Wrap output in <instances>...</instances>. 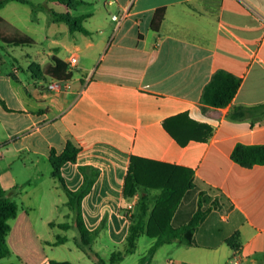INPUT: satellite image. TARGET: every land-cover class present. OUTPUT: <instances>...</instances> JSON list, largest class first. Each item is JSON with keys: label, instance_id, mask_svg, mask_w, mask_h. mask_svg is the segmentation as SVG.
Returning a JSON list of instances; mask_svg holds the SVG:
<instances>
[{"label": "crops", "instance_id": "0c3cea01", "mask_svg": "<svg viewBox=\"0 0 264 264\" xmlns=\"http://www.w3.org/2000/svg\"><path fill=\"white\" fill-rule=\"evenodd\" d=\"M87 1L72 11L90 16L85 25L93 22L86 26L91 35L73 34L64 42L52 37L48 51L29 56V82L21 73L0 71V182L20 212L28 211L47 254L42 264H100L101 252L93 248L99 240L126 243L141 198L124 197L132 156L192 172L193 188L173 211L175 227L194 219L202 194L210 197L194 245L175 240L143 264H155L160 254L162 264H264V165L243 167L232 158L238 145H264V109L240 113L264 104V0ZM86 6L92 9L81 12ZM161 8L165 17L156 31L152 24ZM54 57L68 64L69 80L44 73ZM221 71L241 79L227 108L203 101ZM55 81L61 82L57 90L50 88ZM167 120L182 139L198 135V123L213 134L183 146L165 128ZM69 140L81 147L77 162L62 167L70 189L84 183L80 166L101 170L83 200V216L91 231L106 225L86 248L79 239L70 246L76 217L50 161ZM56 230L64 243L57 244ZM64 247L71 258L58 253ZM137 249L138 242L132 254ZM13 257L25 264L15 254L7 258Z\"/></svg>", "mask_w": 264, "mask_h": 264}, {"label": "trees", "instance_id": "16d2710c", "mask_svg": "<svg viewBox=\"0 0 264 264\" xmlns=\"http://www.w3.org/2000/svg\"><path fill=\"white\" fill-rule=\"evenodd\" d=\"M10 1L34 5L29 0H0V11ZM51 1L61 3L71 11L88 4L87 0ZM52 16L55 22L67 24L72 32L78 31L91 35V32L85 26V21L90 17L89 15L77 17L71 15V13H60L52 10ZM164 17V8L156 11L152 24L154 30L158 31L160 29ZM0 40L9 47L34 45L36 43L34 38L15 29L2 16H0ZM44 73L61 81H67L72 77L68 71V64L57 57H54L53 64L44 69ZM240 86V78L224 71L218 72L206 87L203 101L216 108H227L237 95ZM263 109L264 104L254 108L241 109L240 113L243 115L248 111ZM164 126L183 146L191 140L208 141L213 134L211 126L198 123L199 134H190L186 139H182L170 128L169 120L164 122ZM80 150L81 147L78 144L69 140L64 153L57 155L56 152H53L50 161L54 168V176L57 177L69 197L68 204L76 217L77 228L81 235V245L86 248L92 246L104 229L106 222L103 221L96 230L91 231L87 227L83 216V200L93 190L101 175V170L94 166H80L84 183L78 190L70 189L62 175L63 165L67 162L76 163ZM232 158L243 167L264 165V145H238L232 154ZM185 173H188L186 174L188 178L185 177ZM192 175L191 171H187L182 167L132 156L125 180L124 197L125 199H131L141 193V198L137 215L130 217L129 234L126 239L127 248L124 252H116L112 255V264L122 261L126 255L134 253L137 242L142 235L156 239L155 244L149 250V256L142 260L143 263L148 257L154 255L161 246L175 240L185 245H194L196 228L207 213L208 209L204 204L209 203L210 197L202 194L201 208L188 225L175 227L172 223L175 206L185 193L193 188ZM151 205H153L152 209ZM11 220H16V223L11 225ZM60 227L69 229L70 225L69 223H63L60 224ZM66 239L65 237H59L57 244L64 243ZM13 254L23 260L25 264H42L47 260V254L37 238L28 211L20 212V205L3 188L0 182V259ZM49 264L72 263L49 260ZM100 264L107 263L101 259Z\"/></svg>", "mask_w": 264, "mask_h": 264}, {"label": "rangeland", "instance_id": "374dc122", "mask_svg": "<svg viewBox=\"0 0 264 264\" xmlns=\"http://www.w3.org/2000/svg\"><path fill=\"white\" fill-rule=\"evenodd\" d=\"M29 1L34 5L24 4L18 1H10L0 11V16H2L15 29L31 36L36 41L34 45L9 47L4 45L0 40V71H9L14 76H17L19 73H21L24 80L27 82H29L32 77L30 72L31 60L29 59V56H36L39 52L45 53L48 51L52 46V37L58 38V40L64 42L67 39H72L73 34L77 36L81 35V32L78 31L70 32L65 30V27H68L67 24L55 22L52 16V10L60 13H71L73 16L78 15L77 11H71L67 6L51 0ZM90 9H92L91 6H86L80 8V11L83 12ZM92 23L93 22H90L85 26L91 27L93 26ZM64 210L65 209L62 207L61 211ZM56 231L57 233L54 235L55 239L58 238L56 234L61 233L58 230ZM69 235L71 240L70 246L72 248L76 245V241L78 239L79 243H81L78 229L75 228L71 230ZM151 242L152 239L150 237H141L138 241V249L135 254L126 255L122 261H119L115 264H143L142 260L149 256ZM93 248L100 250L102 260H104L107 264H112V254L115 252H124L127 248V244L125 243L123 245H115L110 243L109 238L105 236L99 240ZM57 251L58 253L60 251L66 258H71L70 252L66 247L58 248ZM162 256L163 254H160L155 264H162ZM12 263L20 264V261L16 257L0 260V264Z\"/></svg>", "mask_w": 264, "mask_h": 264}, {"label": "built area", "instance_id": "2783aa9c", "mask_svg": "<svg viewBox=\"0 0 264 264\" xmlns=\"http://www.w3.org/2000/svg\"><path fill=\"white\" fill-rule=\"evenodd\" d=\"M125 17H126V15H125ZM114 19H118L117 15L114 16ZM77 61H78V58H77V57H74V58L71 60V63H72V64H76ZM60 86H61V82H60V81H55L54 83H52V84L50 85V88H51V89H54V90H57V89L60 88Z\"/></svg>", "mask_w": 264, "mask_h": 264}]
</instances>
